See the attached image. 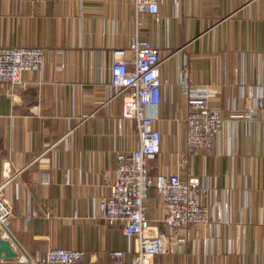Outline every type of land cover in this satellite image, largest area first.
Wrapping results in <instances>:
<instances>
[{
  "label": "crops",
  "instance_id": "1",
  "mask_svg": "<svg viewBox=\"0 0 264 264\" xmlns=\"http://www.w3.org/2000/svg\"><path fill=\"white\" fill-rule=\"evenodd\" d=\"M139 22L167 80L155 124L161 152L150 174L193 173L213 190L202 200L211 223L160 228L168 253L152 263L264 264V108L251 123L236 117L264 100V0H155ZM136 27L133 0H0V47L43 49V65L24 74V87L0 82V182L6 168L24 169L12 190L11 231L31 256L66 248L84 252L81 264H110L112 251L123 252L124 264L135 257L122 226L94 214L109 195L116 153L138 145L120 99L109 100L112 50L126 48ZM184 69L222 120L211 150L195 156L177 85ZM145 207L159 227L166 211L153 187ZM28 209L38 217L26 222Z\"/></svg>",
  "mask_w": 264,
  "mask_h": 264
},
{
  "label": "built area",
  "instance_id": "2",
  "mask_svg": "<svg viewBox=\"0 0 264 264\" xmlns=\"http://www.w3.org/2000/svg\"><path fill=\"white\" fill-rule=\"evenodd\" d=\"M154 5L155 0H133L136 31L126 48L112 50L109 100L120 99L121 118L134 122L138 145L130 152L116 153L113 181L107 183L105 179L109 195L99 200L94 214L97 220L122 226V233L135 254L131 264H153V257L168 253V237L160 228L177 230L206 227L211 223L210 209L202 200L209 199L213 190L203 178L193 173L185 179L178 174H150L149 163L161 152L162 136L155 124L160 119L157 109L167 80L161 78L162 59L158 48L140 38L138 26L141 15L150 12ZM42 65L41 47H0V82L10 91L24 87V74L40 70ZM177 83L188 104L185 117L187 152L190 156L207 153L222 127L220 111L210 105V94L205 88L190 86L185 69L180 71ZM263 108L264 100L258 97L236 117L251 123ZM62 139L47 146L45 152ZM23 170L10 172L6 168L0 182V238L17 254L15 259L0 261V264H81L85 254L80 250L50 248L42 256H31L16 240L11 231L15 197L12 190ZM152 187L166 211L159 227L152 225L145 213L148 191ZM37 217L36 210L28 209L23 218L29 222ZM108 256L110 264H124L123 252L112 251Z\"/></svg>",
  "mask_w": 264,
  "mask_h": 264
},
{
  "label": "water",
  "instance_id": "3",
  "mask_svg": "<svg viewBox=\"0 0 264 264\" xmlns=\"http://www.w3.org/2000/svg\"><path fill=\"white\" fill-rule=\"evenodd\" d=\"M17 257L16 252L12 250L9 243L0 238V261H6L15 259Z\"/></svg>",
  "mask_w": 264,
  "mask_h": 264
}]
</instances>
